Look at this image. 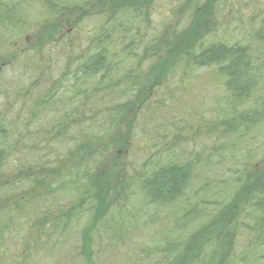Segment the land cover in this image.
I'll return each instance as SVG.
<instances>
[{"label":"trees","instance_id":"1","mask_svg":"<svg viewBox=\"0 0 264 264\" xmlns=\"http://www.w3.org/2000/svg\"><path fill=\"white\" fill-rule=\"evenodd\" d=\"M0 264H264V0H0Z\"/></svg>","mask_w":264,"mask_h":264}]
</instances>
